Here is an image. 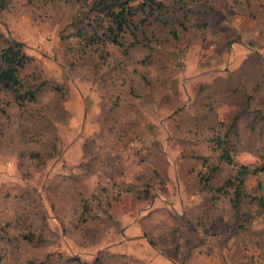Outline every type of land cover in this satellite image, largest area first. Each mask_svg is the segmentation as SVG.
<instances>
[{"label":"rangeland","instance_id":"obj_1","mask_svg":"<svg viewBox=\"0 0 264 264\" xmlns=\"http://www.w3.org/2000/svg\"><path fill=\"white\" fill-rule=\"evenodd\" d=\"M93 1L8 0L0 11V44L21 41L34 58L24 77L62 87L45 88L25 108L0 96V262L92 263L114 254L108 244L129 224L133 236L154 238L178 264H264L263 210L250 208L247 229L235 234L205 233L199 205L189 203L183 219L153 208L154 194L175 180L158 172L171 162H181L195 191L201 162L189 150L207 151L186 132L207 93L223 94V119L241 112L240 159L255 162L252 152L264 147L260 123L251 127L253 110L264 109V0H176L175 16L183 4L191 10L177 39L149 24L128 53L107 44L104 54L71 36L85 27ZM248 100L253 106L244 112ZM167 114H178L184 137L150 135L152 117ZM260 182L264 172L249 186L256 191ZM31 232L37 240L24 237ZM125 258L106 260L150 264Z\"/></svg>","mask_w":264,"mask_h":264},{"label":"trees","instance_id":"obj_2","mask_svg":"<svg viewBox=\"0 0 264 264\" xmlns=\"http://www.w3.org/2000/svg\"><path fill=\"white\" fill-rule=\"evenodd\" d=\"M7 1L0 0V11L6 8ZM175 2L176 0H94L91 13L85 16V27L77 28L71 36L85 41V49L91 48L102 54L107 44L120 46L128 53L127 45L133 42L135 46L142 43L139 35L146 34V26L149 24L168 29L177 39L181 30L189 28L191 10L183 4L181 16H175L179 13ZM33 60L26 51V45L21 41L0 44V96L9 93L20 108L37 103L42 91L47 87L57 92L62 91L58 84H49L46 81L37 84L24 77V72ZM252 106V101L248 100L243 111L250 112ZM253 111L254 122L251 127L255 129V123L259 122L262 133L264 109L259 107ZM240 113L233 112L231 116L227 115L225 119L220 120L217 126H211V136L206 140V145L212 150V155H199L200 167L194 168L201 192L205 194L198 221L205 233L224 227L227 231L238 234L240 230L247 229L250 208L256 207L264 211L263 183L258 184L256 191L249 186L251 177L264 172V147L252 152L256 158L255 162L247 163L239 158L242 149L238 126ZM221 202L226 203V208L221 206ZM84 206L88 211L86 201ZM24 237L30 241L37 240L33 232ZM152 243L158 246L155 240H152ZM112 258L118 261L121 258L126 259L123 255H99L90 263L81 257H71L66 259L64 264H110L107 260ZM32 264L46 262L33 261Z\"/></svg>","mask_w":264,"mask_h":264},{"label":"crops","instance_id":"obj_3","mask_svg":"<svg viewBox=\"0 0 264 264\" xmlns=\"http://www.w3.org/2000/svg\"><path fill=\"white\" fill-rule=\"evenodd\" d=\"M219 93L218 92L207 93L204 98L205 100L204 107L198 108L197 111L195 110L191 111V118L193 119V122H192V126L188 129V132H186L187 140L190 142H194L195 147H204L205 150L207 151V153H203L201 151L198 152L195 148V151L191 153V150H189V155L194 157L196 160H199L198 159L199 155H203V154L212 155V150H210L207 147L206 140L211 136V132H212L211 126H217V123L220 120H223V114L221 113L223 109V94H219ZM218 104L220 105L217 107L216 105ZM213 106H215V108ZM180 112L178 114H180ZM178 114L172 115L174 117H171V114H167L166 117L165 116L159 117L158 115L153 116L152 119L150 120L152 122L149 126L150 135L154 136L155 133L156 135H158L159 133H163L164 131H166L167 137H170V135L172 137H177V135L183 136L182 133L179 132L178 123L181 121L178 118ZM173 125L176 126V130L178 134H176V132L171 130V127H173ZM185 156L186 155L181 154L182 158H184ZM158 172H160L161 175L166 176L167 174L168 177L172 176V178H174L175 180L174 181L172 180L173 182L169 181V183L172 184L171 187L169 184V186L165 187L163 190H158L159 194L157 193L154 194L155 197L153 198L154 201L153 208L156 207L163 212H168L169 214L179 219H183L188 215L187 212L189 209L188 208L189 203L194 207H198L199 205L201 209L203 208L205 202V194L201 192L198 179L195 180L196 182L193 185L195 191H189L187 185L183 181L184 178H187L188 174L184 170L180 161L171 162L168 164L167 168L158 170ZM189 199L193 201H190ZM156 204L157 206H155ZM153 208L149 210V213L150 211L156 212V210H153ZM180 209L181 211L183 210L184 213L180 212L179 211ZM128 214L130 215V212ZM196 221H197V217H196ZM127 225L129 224H126L123 228L124 235L122 236L121 239L113 241L111 238V242L109 244L107 243L110 249H113V251L115 250L114 251L115 255H123L125 257H132L144 261L147 260L150 261V264H178L173 258L167 256L168 253L166 248L155 246L152 243V240H155L154 238L152 237L147 238L143 232L142 234H136L137 236H133L132 226L131 225L127 226ZM143 240L147 244V246H145L146 244H144L145 247L141 245V242L143 243ZM137 243H140V245H138ZM156 243L159 245L157 241ZM132 245L141 246L142 254L139 255L137 251L131 247ZM163 250L166 251V253ZM153 257L154 259H152Z\"/></svg>","mask_w":264,"mask_h":264}]
</instances>
